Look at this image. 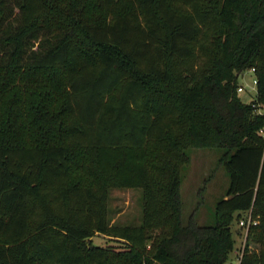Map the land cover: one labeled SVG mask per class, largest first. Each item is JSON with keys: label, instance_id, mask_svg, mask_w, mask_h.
Returning a JSON list of instances; mask_svg holds the SVG:
<instances>
[{"label": "trees", "instance_id": "1", "mask_svg": "<svg viewBox=\"0 0 264 264\" xmlns=\"http://www.w3.org/2000/svg\"><path fill=\"white\" fill-rule=\"evenodd\" d=\"M245 71L264 105V0H0V264H226L247 213L239 264H264ZM189 149L223 151L211 225L183 223ZM111 187L141 191L140 225L109 223Z\"/></svg>", "mask_w": 264, "mask_h": 264}, {"label": "rangeland", "instance_id": "2", "mask_svg": "<svg viewBox=\"0 0 264 264\" xmlns=\"http://www.w3.org/2000/svg\"><path fill=\"white\" fill-rule=\"evenodd\" d=\"M253 72L245 71L236 75V96L244 105H252L253 114L264 115V105H253L256 86ZM264 135V132L263 134ZM188 162L183 167L180 197L182 202V219L186 224L190 217L200 225L213 224L214 206L227 189L228 178L222 166L223 151L218 149H189ZM142 216V194L139 189H119L111 187L107 202V217L110 224L140 225ZM242 214L234 217L231 234L234 248L226 264H238L237 258L243 244L246 245V228L239 227L240 220L246 219ZM90 245L113 251H120L124 245L101 235H95ZM250 250L256 245L250 243Z\"/></svg>", "mask_w": 264, "mask_h": 264}, {"label": "built area", "instance_id": "3", "mask_svg": "<svg viewBox=\"0 0 264 264\" xmlns=\"http://www.w3.org/2000/svg\"><path fill=\"white\" fill-rule=\"evenodd\" d=\"M251 72H253V71H251ZM253 84L256 86V81L255 80H253ZM261 134H263V132H261ZM246 215H247L246 216V219L245 220H240V222L238 223V225H239V227H243L244 229L246 228V231H247V229H248V227L250 225H256L257 222L254 221L251 218V216H250L249 213H247ZM244 249H245V244L242 245L241 250H240V252L238 254V258L236 259L238 264L240 262V259H241L242 255H243V253H244Z\"/></svg>", "mask_w": 264, "mask_h": 264}]
</instances>
